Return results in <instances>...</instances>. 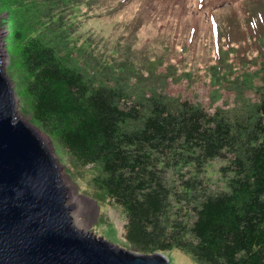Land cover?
Segmentation results:
<instances>
[{
  "label": "trees",
  "instance_id": "1",
  "mask_svg": "<svg viewBox=\"0 0 264 264\" xmlns=\"http://www.w3.org/2000/svg\"><path fill=\"white\" fill-rule=\"evenodd\" d=\"M3 1L30 122L66 150L98 207L125 213L129 249L264 264V0H162L173 27L142 68L76 44L82 0Z\"/></svg>",
  "mask_w": 264,
  "mask_h": 264
},
{
  "label": "water",
  "instance_id": "2",
  "mask_svg": "<svg viewBox=\"0 0 264 264\" xmlns=\"http://www.w3.org/2000/svg\"><path fill=\"white\" fill-rule=\"evenodd\" d=\"M2 42L0 264H169L162 252L138 253L77 228L52 140L18 115Z\"/></svg>",
  "mask_w": 264,
  "mask_h": 264
},
{
  "label": "rangeland",
  "instance_id": "3",
  "mask_svg": "<svg viewBox=\"0 0 264 264\" xmlns=\"http://www.w3.org/2000/svg\"><path fill=\"white\" fill-rule=\"evenodd\" d=\"M85 1L82 0L79 6L84 14L76 17V23L72 27V32L78 37L77 45L87 42L89 50L103 60L118 64L131 62L139 68L150 61H155L157 55L164 49L165 40L171 33L170 28L173 27L166 22V19L169 18V1L92 0L90 4ZM6 6V3L0 0V36L3 41L4 53L7 55L4 57L5 68L19 101L18 115L23 120H30V102L23 95L26 75L19 61L20 41L16 40L12 34L18 30V26L15 14L10 15ZM59 13L60 11L56 12V14ZM140 13L143 15L141 24H139ZM198 14L202 18L205 13ZM66 19L68 20V17ZM135 26L138 27L131 34V30ZM206 26L207 23L201 24L200 40L193 56L199 57L203 52L201 46ZM117 41H119L118 44H116ZM194 89L201 94L207 92V87L202 82L197 83ZM208 103L207 100L205 104L208 105ZM41 133L43 136H47L42 131ZM53 148L54 155L62 168L61 180L68 190V203L74 206L72 215L77 228L92 231L116 245L129 249L125 237L127 222L125 213L113 202L98 207L87 194L81 173L72 170L70 157L66 150L54 144ZM221 164H223L222 161H215L212 164L214 173L211 177L213 179L218 178L215 171ZM166 254L170 261L169 264H195L188 255L177 249Z\"/></svg>",
  "mask_w": 264,
  "mask_h": 264
}]
</instances>
